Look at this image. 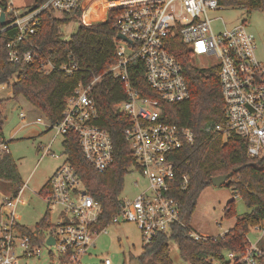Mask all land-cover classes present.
<instances>
[{
	"label": "built area",
	"instance_id": "1",
	"mask_svg": "<svg viewBox=\"0 0 264 264\" xmlns=\"http://www.w3.org/2000/svg\"><path fill=\"white\" fill-rule=\"evenodd\" d=\"M220 1L46 0L38 4L35 0L24 8L17 0H0V34L16 30L7 45L12 62L22 59L28 63L40 55L39 46L31 44L25 51L20 43L37 32L44 11L50 9L56 15H72L79 9L91 8L96 2L106 7L100 16L114 11L118 32L128 40L117 38V61L109 69L113 77L123 83L125 94L112 108L131 120L124 129V137L135 161L132 167L138 173L136 184L144 179L146 185L133 198L120 197L121 207L113 221L114 224L120 221L137 224L142 248L173 226H186L178 193L186 187L187 177L178 173L177 157L181 149L195 142L196 135L191 127L163 119L160 106V101L177 103L191 97L182 65L171 50L170 40L176 35L181 36L192 59L210 58L213 61L206 67L218 68L226 123L215 125L213 130L224 139L231 133L243 138L249 158L264 156V60L258 55L255 34L244 22L214 29L215 20L210 12L229 7ZM138 62L144 67L148 86L159 98L139 92L134 67ZM40 63L47 73L57 69L73 71L68 64L56 66L48 58H41ZM98 80L99 77H95L89 84L80 82L76 86L67 99L62 119L56 123H45L38 117V123L54 131L53 138L40 147L43 156L51 153L63 159L39 190L53 228L47 230L43 239L36 226L29 228V232L24 231L22 228L27 226L17 218V197L0 189V264H87L83 258L92 255L90 250L96 246L97 238L107 233L109 225L100 221L103 204L87 192L64 146L66 135L74 133L85 159L95 170L105 171L113 164L112 137L96 123L100 111L93 87ZM16 81L17 76H13L0 83V89L12 88ZM19 116L25 118V112L21 111ZM59 136L63 137L62 153L54 149ZM9 152V140L0 137V156ZM255 228L264 235V225ZM189 233L197 240L212 237L193 229ZM50 237L55 239L52 244L48 242ZM259 241L248 245L241 253L228 251L224 264H264ZM101 263L113 264V261L103 257Z\"/></svg>",
	"mask_w": 264,
	"mask_h": 264
},
{
	"label": "trees",
	"instance_id": "2",
	"mask_svg": "<svg viewBox=\"0 0 264 264\" xmlns=\"http://www.w3.org/2000/svg\"><path fill=\"white\" fill-rule=\"evenodd\" d=\"M45 1L38 0V4ZM220 2L225 6L243 8L249 14L264 10V0ZM82 13L80 9L72 15H56L50 9L44 11L37 32L25 43H20L25 51L30 49L31 44L42 50L38 57L28 63L22 59L18 62L10 60L7 45L16 35V30L1 33L0 83L17 76L18 81L12 86L14 94L24 96L52 123H56L62 119L67 99L76 86L80 82L89 84L95 77H99L93 87L100 111V118L96 123L107 129L112 137L115 152L113 164L105 171L95 170L85 159L74 133L66 135L64 146L69 161L78 170L87 192L103 204L100 221L105 225H112L113 218L121 207L120 195L124 190V178L129 168L135 164L130 145L124 137V129L130 125L131 120L112 108L114 103L125 98L123 83L109 72L117 61V21L114 11L108 12L100 20L80 22L71 38L65 39L62 27L73 18H81ZM170 45L182 65L191 97L177 103L160 101L162 118L170 123L191 127L196 135L195 142L181 149L177 157L178 173L181 177H187L186 187L179 189L178 193L186 226L175 225L170 231L159 235L142 248L138 260L139 264H173L170 251V241L173 240L178 244L181 255L191 264H224L227 263L226 252H243L250 245L247 236L250 229L264 225V156L249 158L243 138L231 133L224 139L221 133L213 130L215 125L226 123L218 68L194 64L191 52L180 35L172 38ZM41 58H48L56 66L68 64L73 71L67 73L57 69L47 73L41 67ZM134 67L139 92L144 96L159 98L158 93L146 82L142 63L138 62ZM1 102L0 100V106ZM4 121L5 116L0 107V137L3 136ZM237 167L239 170L232 175L229 187L236 189L237 194L251 209L250 212L238 216L235 226L222 235L208 237L206 240L195 239L189 233L192 229L189 220L201 193L212 185L213 177L228 174ZM23 184L11 153H3L0 156V189L17 197ZM236 215L235 200H232L225 208V216L233 218ZM50 218L46 211L36 225L40 239L44 238L47 230L53 228ZM22 229L30 231L27 227ZM260 247L264 252V241Z\"/></svg>",
	"mask_w": 264,
	"mask_h": 264
},
{
	"label": "rangeland",
	"instance_id": "3",
	"mask_svg": "<svg viewBox=\"0 0 264 264\" xmlns=\"http://www.w3.org/2000/svg\"><path fill=\"white\" fill-rule=\"evenodd\" d=\"M35 0H17L24 8L31 6ZM106 9L104 3H93L92 7L83 10L79 19L73 18L71 22L62 27L65 39H70L77 31L80 22H89L91 19L100 20V16ZM214 18L213 27L220 30L222 27H233L244 22L252 31L258 41V55L264 60V10L248 13L240 7H226L211 11ZM210 58H194L192 62L199 67H206L212 63ZM1 110L4 113L3 138L12 140L9 142L10 153L18 166V171L23 181V186L16 198L17 218L21 224L33 229L46 212L44 202L39 190L63 160L51 153L43 156L41 145L48 143L54 136L53 130H48L42 123H38L41 117L45 123L51 122L38 108L32 105L24 96H16L11 87L0 89ZM25 112V118H20L19 113ZM59 136L54 143L57 153H62ZM138 173L130 167L124 178V190L120 197L133 198L146 185L144 179L136 184ZM235 200L237 215L233 218L225 216L227 204ZM244 200L237 194L236 189L226 185L219 187L209 186L200 195L197 207L189 220L190 227L202 234L218 236L233 228L238 216L250 212ZM250 244L261 243L264 235L260 230L252 227L248 233ZM170 251L173 264H191L184 258L178 244L171 240ZM91 256H85L83 262L87 264H99L103 257H110L113 264H139L138 256L142 252L141 231L137 224L129 221H120L108 226L107 233H103L96 240V246L90 250ZM227 252L225 253V255ZM219 264V262H214Z\"/></svg>",
	"mask_w": 264,
	"mask_h": 264
},
{
	"label": "water",
	"instance_id": "4",
	"mask_svg": "<svg viewBox=\"0 0 264 264\" xmlns=\"http://www.w3.org/2000/svg\"><path fill=\"white\" fill-rule=\"evenodd\" d=\"M4 17L5 16L3 14L2 15V22L4 21ZM117 38L118 39H126V40H128V38L126 36H124L121 32H118L117 33ZM238 170H239V167L235 168L233 171H231L228 174H223V175H219V176L213 177L212 178V185L213 186H216V187H219V186H222V185L230 186V184H231V177L234 174V172H236ZM48 242L50 244L54 243L55 242L54 237H50L48 239Z\"/></svg>",
	"mask_w": 264,
	"mask_h": 264
},
{
	"label": "crops",
	"instance_id": "5",
	"mask_svg": "<svg viewBox=\"0 0 264 264\" xmlns=\"http://www.w3.org/2000/svg\"><path fill=\"white\" fill-rule=\"evenodd\" d=\"M57 167H58V166H57ZM57 167H56V168H57Z\"/></svg>",
	"mask_w": 264,
	"mask_h": 264
}]
</instances>
